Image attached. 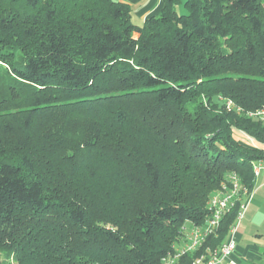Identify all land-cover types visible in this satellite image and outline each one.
I'll use <instances>...</instances> for the list:
<instances>
[{"label":"trees","instance_id":"16d2710c","mask_svg":"<svg viewBox=\"0 0 264 264\" xmlns=\"http://www.w3.org/2000/svg\"><path fill=\"white\" fill-rule=\"evenodd\" d=\"M162 2L138 25L117 0H0V258L166 264L232 174L253 190L264 148L237 135L264 145V0Z\"/></svg>","mask_w":264,"mask_h":264},{"label":"built area","instance_id":"2783aa9c","mask_svg":"<svg viewBox=\"0 0 264 264\" xmlns=\"http://www.w3.org/2000/svg\"><path fill=\"white\" fill-rule=\"evenodd\" d=\"M229 111L234 110L238 114H243L241 108L234 106L233 102H227ZM250 118H264V109L257 112H249L246 114ZM254 173L257 176L261 171H264V160H260L253 165ZM249 193L241 184L240 178L236 174H232L228 182L223 184L221 189L215 192L208 201L209 217L204 225L197 226L188 223L183 227L185 239L182 246L177 250L174 256L165 260L166 264H176V262L186 254H192L199 251L209 237L214 235L219 229L225 215L228 214L239 204V212L235 224L233 225L230 237L221 247L210 251L208 255L201 254L192 264H238L232 259L236 251L235 232L239 227L244 213L246 204L242 199Z\"/></svg>","mask_w":264,"mask_h":264},{"label":"crops","instance_id":"0c3cea01","mask_svg":"<svg viewBox=\"0 0 264 264\" xmlns=\"http://www.w3.org/2000/svg\"><path fill=\"white\" fill-rule=\"evenodd\" d=\"M117 1L130 5L132 19L138 25H143L146 19L157 15L163 8L162 0ZM237 138L251 147L264 148L244 134H238ZM242 201L246 204V211L235 232L236 251L232 259L238 264H264V171L256 176L253 190Z\"/></svg>","mask_w":264,"mask_h":264},{"label":"rangeland","instance_id":"374dc122","mask_svg":"<svg viewBox=\"0 0 264 264\" xmlns=\"http://www.w3.org/2000/svg\"><path fill=\"white\" fill-rule=\"evenodd\" d=\"M181 11V10H180ZM1 104H0V117L3 116V113H1ZM1 121V119H0ZM64 170V169H63ZM78 179V178H77ZM76 179V180H77ZM79 184V183H78ZM106 188V187H109V184H102V185H99L97 183H90V184H79V186H74V188L72 187H69L67 186L66 189H62V191L64 192H71V193H75L76 190L77 191H80V192H83L85 189L87 190V194L89 197L91 198H96L94 200L96 201H100V194L103 190V188ZM127 190L129 188H126ZM118 195V194H117ZM116 196V192H113V197ZM0 263L1 264H17L12 257L8 258L7 256H5V254H2L1 255V258H0Z\"/></svg>","mask_w":264,"mask_h":264}]
</instances>
